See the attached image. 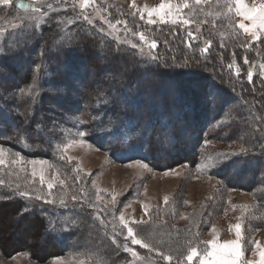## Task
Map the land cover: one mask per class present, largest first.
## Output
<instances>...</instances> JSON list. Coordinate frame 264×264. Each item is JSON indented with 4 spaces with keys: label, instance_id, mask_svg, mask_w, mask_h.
I'll list each match as a JSON object with an SVG mask.
<instances>
[{
    "label": "rangeland",
    "instance_id": "1",
    "mask_svg": "<svg viewBox=\"0 0 264 264\" xmlns=\"http://www.w3.org/2000/svg\"><path fill=\"white\" fill-rule=\"evenodd\" d=\"M83 2L84 0H12L8 6L0 5V47L6 50L12 47L16 54L17 52L25 53L23 50L28 49L29 55L33 56L35 42L44 44L41 48L43 53H38V59L41 61L38 64L40 67L36 65L32 73L35 79L38 74H42V68L50 65V62L45 64L46 57H50L54 62L55 58L62 60V56L72 53L73 56H85L90 60V65H93L94 68H90V78L85 79L84 74L87 70L85 66L82 67L79 63H75V68L68 69L64 63H58L60 73L54 74V78L64 77L62 74L65 69L66 80L74 85L75 89L71 90V95L68 92L46 89V92L52 96H62L65 101L77 98L81 80L83 82L86 80L87 84L101 88L113 80L114 70L117 69L123 74L125 67L128 68L133 62L137 64L141 62L140 73L151 78L163 75L166 68L174 69V59L176 64L189 59L198 60L199 64H203L198 71H195L200 78L216 74L219 80L220 75H228L234 79L236 86H241L245 82L254 84L253 79L256 74L260 76V79H264L260 68V65L264 64V59L263 61L255 60L257 55L264 53V35L254 41L251 32H244L238 27L240 22L251 27V22L236 13L234 0L231 4L232 11H228L226 0H208V3L198 6L193 5L192 0H188L190 6L184 9V13L186 16L191 14L194 23L189 28L193 35L198 37L191 42L187 36L188 28L180 29L179 26L173 25H147L145 23L148 18L147 13H143L145 19L141 20L142 13L138 11V9L159 7L161 3L180 5L184 0H89L85 7L81 8L80 4ZM243 2L251 6L254 0H243ZM20 5H25V7ZM43 13L48 15L44 16ZM208 13L212 15H207ZM217 13L224 14L216 15ZM85 15L92 20V24L83 19ZM37 21L43 22L40 27H36ZM28 23L33 25L31 31L36 35L25 33L24 27ZM13 25L17 27L13 28ZM197 25H199V31ZM174 28L175 31H173ZM254 30L260 32L258 27ZM140 33L146 36L148 43L155 40L157 48L150 51L147 43L139 39ZM32 36L36 38L33 43L30 42ZM236 39L241 48L238 51L233 48ZM69 41L72 42L71 46H69ZM209 43L211 46L206 53H203L202 49ZM133 44L136 48L132 47ZM101 48H103L102 53L98 52ZM148 55L158 56L160 59L156 63L147 64L143 57ZM213 56L214 58L224 57L227 65L224 61L223 66L226 70L214 72ZM245 58L248 63H245ZM113 61L117 62L114 69L109 66V63ZM4 62L10 64L7 58L2 59V63ZM23 63L19 66L20 75H23L21 72L25 75L28 73ZM156 68L161 69V73ZM180 69L184 72V68ZM237 70H239V75H237ZM249 71L253 73L251 82L248 80ZM34 76L30 78L33 79ZM5 77H7V83H12L11 81L14 80L9 72ZM216 80L207 88V91L211 88L216 97V105L210 109L215 115L218 113L217 125L198 132L197 137L202 136L204 139L200 145V154L194 157L189 155L187 149L178 148L174 153L171 152L170 156L158 155L159 157L150 163L141 160L119 161L84 137L82 144H70L67 149H63L62 145L82 139L78 134L81 132L78 130V125L75 126V123H79L76 113L67 106L64 107L63 101L55 106L50 103L55 135L59 138L52 160L28 156L7 142L0 141V145L10 148L12 153L21 152L25 161H37L35 166L38 170L41 168L44 170L45 179L56 184L52 191L57 204L61 198L70 202L72 195L76 194L82 199L88 198L97 206L89 208L86 204H81L76 207L80 211L81 207L83 208L75 225L77 230L85 226L86 231H90L92 236L90 239L85 237L83 241H79L78 245L81 249L73 251H66L62 248L63 246L55 243V249L50 251L43 242L37 244L39 250L36 249L34 252L24 248L23 243H28V241L24 238L25 234H20L21 228L24 227L21 218L22 214L28 211H24L23 208L21 213L14 218L15 220L9 222L10 237L14 239L12 245L16 246V249L13 252L9 249L5 252L0 250V264H81L82 261L84 264H179L180 261L162 260L158 252L166 255H169V252L167 253L164 249L160 251L158 246L163 248L160 243L162 240H167L165 235L172 229L191 227L196 229L202 223L207 230L198 233V236H195L194 230L188 233L190 242L181 260L183 264H188L186 257L190 248H196L198 253H202L208 247L207 241L216 239L223 243L234 239L235 232L230 229V226L238 222V217L244 219L245 243L242 258L246 261H259L258 253L260 249H264V215H262L264 214L262 196L264 194V172L256 175V178H252L250 172L240 174L244 173L239 170L240 164L244 163L242 157L238 158L239 160L235 158L240 164H234L232 170L224 171L222 175H218L219 168L220 166L226 168L228 161L213 169L201 170L199 165L209 158L216 161L219 153L237 151L241 147L250 148L252 153L259 157L264 146L257 149L254 142H250V138L244 134L251 131L252 134L264 137V110L258 105L248 107L247 112L238 110L237 106L241 105L240 108H243L245 101L241 100L240 95L231 85L228 92ZM28 85L31 86L27 83L25 88H15L16 90H12L11 95L1 84L0 88L8 101L11 102L10 96L13 97V101H21L24 96L29 97ZM223 86L226 87V84L224 83ZM150 94H152L151 91ZM226 96L227 101L231 102V107L234 108L228 109L226 107L229 104H226L225 107H221L223 110L220 113L219 105ZM236 111L239 112L238 116ZM235 125H239L243 130L241 134L234 135ZM219 126L221 130L218 129ZM187 135H185L187 143L197 138L195 134ZM41 137L44 135L41 134ZM205 140L208 142L205 143ZM62 155L64 159H60ZM14 158L11 153L5 155L6 163L0 166V180L4 181V185L0 187L10 193V197L17 185L22 191L35 189L36 192H40L42 186L39 178H35L34 183L31 182L33 178L30 173L33 166L28 163L11 165V160ZM42 161H47V163H41ZM142 164H148V167L144 168ZM258 166L260 168L259 164ZM235 174L238 175L234 176ZM231 175H233L232 180L229 181L231 184L226 183L225 181L229 180ZM77 177L80 179L77 180ZM61 179L66 182L63 188L58 183ZM43 191H48L46 185L43 186ZM98 191L101 197L99 201L96 200ZM113 195H117L114 205L111 202ZM166 196L168 197L167 203L164 200ZM19 200L27 205L36 203L24 201L21 198ZM44 206L59 209L57 205ZM68 206L73 207L71 202ZM101 209L103 211H100V217L97 218L94 213ZM121 215L130 221H145L146 223L142 225H152L151 234L147 237L140 235V238L146 239V242L158 251L149 252L148 249L140 248L139 245H131L130 241L126 242L123 235L126 230L121 229L119 222ZM118 232L122 234L116 236V242L113 243V236ZM10 237H8L9 240ZM125 243L136 250L137 257L124 251ZM257 243L260 248L256 247ZM171 247L175 246L171 245ZM192 264H199V259L194 257Z\"/></svg>",
    "mask_w": 264,
    "mask_h": 264
},
{
    "label": "trees",
    "instance_id": "2",
    "mask_svg": "<svg viewBox=\"0 0 264 264\" xmlns=\"http://www.w3.org/2000/svg\"><path fill=\"white\" fill-rule=\"evenodd\" d=\"M31 41L32 43L35 42L36 38L32 36L30 38ZM43 45V42H35L33 50L35 54L33 56L29 55L30 52L27 49L23 50L25 53L20 52L22 54L18 52L16 54L15 52L13 56L0 57V66L6 69L5 72L0 73V84L5 87L8 94L11 95L12 90H16L15 88L17 87L25 88L27 83L31 85L27 86L29 97L24 96L21 101H13V97L10 96L11 102L5 98L4 92L0 88V141L7 142L28 156L44 157L52 160L59 138L55 135L50 103L55 106L57 104L60 105L61 101H63L62 105L64 107L67 106L76 113V119L79 120V123H75V126L78 125V130L85 132L84 138L90 139L113 159H118L119 161L141 160L150 163L154 162L159 157L158 155H162L163 157L170 156L171 152L174 153L178 148L187 149L189 155L194 157L200 154V145L204 139L202 136L197 137L198 132L203 129L206 130V128L211 129L212 126L217 125L218 113L215 115L212 109L199 103V96L207 92V88L213 85V81L217 79L216 74L200 78L195 73L203 64H199V67L190 65L188 68L183 69L184 72L177 67L172 70L171 68H166L163 75L158 76L159 78H151L147 77L146 74L140 73L142 68L141 62H138V64L133 62L129 64L128 68L125 67L123 74L117 69L114 70L115 74H112L113 80L101 88L91 86L86 83V80L84 82L81 80V87H79L80 90L77 92V98L65 101L62 96L55 97L46 92L47 89L68 92L71 95V90L75 89V86L66 80L65 69L62 74L64 77L54 78V74L58 75L60 73L58 63H64L68 69L71 67L75 68V63H79L82 67L85 66L87 68L84 74L85 79L90 78V68L93 69L94 67L90 65V60L85 56H73L72 53L62 56V60L55 58L54 62L50 57H46L47 59H44L45 64L46 62L47 64L50 62V65L46 66L47 69L46 67L42 68V74H38L35 79L32 73L36 65L41 62L38 59V53H43L41 51ZM239 47V41L236 39V44H233V48L238 51L241 50ZM98 52L102 53L103 48L99 49ZM179 53L182 54V52ZM214 57H212L214 72L226 70V67L223 66L224 61L226 62L224 57ZM4 58L9 59L10 64L2 63V59ZM263 59L264 53H260L255 57L257 61H263ZM22 62L25 63H23V66L25 65L28 71L26 75L24 72H21L23 75H20L19 72L21 71L19 66ZM54 63L56 64L55 66ZM225 64L227 65V62ZM116 65L117 62L114 63V61L109 63V66L113 69ZM8 72L12 80L14 79L13 81L10 80L12 83H7L5 75ZM30 76H34V78H30ZM220 76L221 78L217 79L221 83L220 86L229 92V86L231 85L238 95H240L241 100L245 101L246 104L243 108H240L242 107L241 105L237 106L238 110L241 109L247 112V108L253 105L263 107L262 110H264V79H260L258 74L253 79L254 84L245 82L241 86H236L234 79L228 75ZM133 77H138V84H133ZM33 81H35L34 86ZM122 83L126 86L125 96H119L113 91V89L119 90ZM224 83L226 87L223 86ZM12 85L15 86L13 87ZM150 91L152 94H150ZM105 97H107V100H105ZM227 98V96L223 98V102L219 105L220 113L223 110L221 107H225L226 104H229L226 108H234L231 107V102H228ZM235 113L237 116L239 115L238 111ZM165 118L168 121L167 126L177 133V142L174 144L165 143L163 138L158 141L154 131L152 135H148L145 131L148 127L152 129L160 128ZM26 120L28 121L27 125H25L29 129L28 134L18 136L15 140L4 139V137L12 135L14 128L24 124ZM246 123L248 124V121ZM37 124L40 125L39 130L36 129ZM126 124L132 126L127 130V135H125ZM220 128L221 126L218 127V129ZM233 129L234 135L241 134L243 131L239 125H235ZM137 130L142 134L138 135ZM41 134L44 137H41ZM186 134H188L187 136L195 134L194 136L197 138L193 142H190L188 139L189 142L187 143L185 140ZM244 136L250 138V142L253 141L257 149L263 148L264 137L259 134H252L251 131L246 132ZM121 156L124 157L121 158ZM259 157L264 158L263 153ZM237 160L239 159L237 158ZM237 160L234 158L232 161H228L226 168L220 166L218 175H222L224 171L228 172L232 170L234 164H240ZM239 170H241L240 172H244L240 174L250 172L252 178H256V175L262 172L258 164H253L250 161L240 164ZM236 175L238 174L234 176ZM232 176L225 182L231 184L229 181L232 180ZM262 196L264 198V194ZM0 197H3V199H0V250L2 252H5L7 249L13 252L16 249V246L12 245V240L14 239L10 237L9 233L11 229L10 223L11 220L21 213L23 208L24 211L26 208L29 210L28 213L22 214L21 222H24V227L21 228L20 234H25L24 238H27L28 241V243H23L24 248L33 252L36 249L39 250L37 245L39 242H43L45 246H48L50 251L55 249L54 243L63 246L62 248L66 251L79 250L81 247H79L78 242L83 241L85 237L90 239L92 236L90 231H86L85 226V228L82 227L80 230H77L75 226L77 220L80 218L78 216L81 212L79 208L68 206L67 209H58L43 206L45 211L41 212L38 208H30L29 205L31 204L27 205V203L19 200V198H9L10 193H7L2 187H0ZM152 228V225L145 224L140 225L137 230L140 231L141 237H147L151 234ZM53 229L55 230L54 232ZM193 230V233H196L195 236H198V233H202L207 229L202 223L196 229L192 227L189 229H172L171 232L165 235L167 240H162V243H160L163 248H160V245L158 246L159 250L163 251L162 249H164L167 253L169 252L168 254L173 257L174 262L181 261L190 242V237L188 236ZM8 237H10V240ZM30 243L33 244L31 245ZM171 245L175 247L172 248Z\"/></svg>",
    "mask_w": 264,
    "mask_h": 264
},
{
    "label": "snow or ice",
    "instance_id": "3",
    "mask_svg": "<svg viewBox=\"0 0 264 264\" xmlns=\"http://www.w3.org/2000/svg\"><path fill=\"white\" fill-rule=\"evenodd\" d=\"M89 0H84L83 3L80 4L81 8L85 7V4L88 3ZM235 2V11L238 15L243 17L244 19L251 22V27L248 25H245L243 22H240L238 24V27L244 32H251L252 39L254 41L259 40L261 35H264V0H254L251 6H247L244 4L243 0H234ZM12 3V0H0V5L8 6ZM202 3H208V0H192V4L195 6H198ZM228 11H232V0H226ZM21 7H25V5H20ZM190 5L188 3V0H184V2L180 5H172L171 3H161L159 7L155 8H144V9H138L142 14L140 16L141 20H144L143 13H147V20L145 23L147 25H173V26H179L180 29H186L187 36L190 38V42L192 40L198 39V37L194 36L192 31L190 30L189 26H191L194 23V20L191 18V14H188L187 16L184 13V9L188 8ZM135 7V5H133ZM49 8H51V5H49ZM35 11H39V9H35ZM224 13H217L216 15H223ZM44 16H47V13H43ZM134 15V14H133ZM207 15H212V13H208ZM153 17H156L155 19ZM84 20H86L89 24H92V20L89 19L87 15L83 17ZM42 21L36 22V27H40ZM16 25H13V28H16ZM33 25L31 23H28L24 27V31L27 35H36V33H33L31 31ZM112 27H115V25H112ZM260 29V32L258 33L254 29L256 28ZM197 30L199 31V25H197ZM100 31H104L103 29H100ZM175 31V28L173 29ZM108 35H111V33H108ZM139 39L145 43H147V46L149 50H155L157 48V42L155 40H152L150 43L147 42L146 36L143 33L139 34ZM69 46H71L72 42L69 41ZM210 43L207 47L202 49L203 53H206L210 47ZM133 48H136V45H132ZM15 49L12 47H8L7 50L4 47H0V57L6 56V55H14ZM158 56H152L148 55L146 57H143V60L147 64L156 63L159 61ZM245 63H248L247 58H245ZM199 67V61L198 60H189L185 59L181 64H176L175 59L173 60V66L177 68H188L189 66ZM37 67H40V65H37ZM260 68L262 70V75H264V64L260 65ZM6 69H4L2 66H0V73L5 72ZM237 75H239V70H237ZM253 77V73L251 71L248 72V80L251 82ZM139 79L138 77H133V84H138ZM35 84V81H33V86ZM23 91V89L21 90ZM114 92L117 93L119 96H125L126 93V86L125 84H121V87L119 90L113 89ZM31 93V89H30ZM105 100H107V97H105ZM199 103L203 104L206 107L214 108L216 105V97L212 89L210 88L207 92H204L199 96ZM178 115V113H177ZM28 121L26 120L24 124H21L19 127L14 128L13 134L10 136L4 137V139L8 140H15L16 137L21 135H26L29 132L27 125ZM168 121L165 118L162 121V126L158 129H152L151 127H148L145 129V131L148 133V135H152L153 131L155 132L156 139L159 141L161 138H163L165 143L168 144H174L176 143V135L177 133L171 128L167 126ZM132 126L130 124L125 125V135H127V130L130 129ZM36 129H40V125H36ZM183 131V129H181ZM79 136L82 138L80 140H73L70 141L69 144L62 145L63 149H67L70 144H76V143H83V137L85 136V132L81 131L78 133ZM137 134L141 135L142 133L137 130ZM208 141L205 140V143ZM7 153H11L15 158L11 160V165H18L21 163H28L31 164L32 170H31V177L33 180L32 183L35 182V178H39V183L42 186L40 192H36L35 189L29 191V190H20L19 185L16 186V188L12 192V196L9 198H21L24 201H34L36 203L29 205L30 208H38L39 211L44 212V205H57L59 208L67 209L69 203L71 202L73 208H76L80 206L81 204H86L89 208H95L97 207L94 205L88 198H81L80 196L73 194L71 197V201L69 202L66 199L61 198L57 204V200L55 199L53 195V189L56 187V184L52 181H47L45 179L44 170L37 169L35 160H28L25 161L24 158L21 155V152L17 151L15 153L11 152L10 148H6L2 145H0V166L5 165V155ZM262 153H264V150H262ZM243 158L244 162H251L253 164H259L261 171L264 172V158L256 156L254 153H252V150L250 148L241 147L237 151H229V152H223L219 153L217 156L216 161H212L211 158L206 160L204 163L200 164L199 167L201 170L203 169H213L216 167H219L221 163L225 161H230L233 158ZM65 157L62 155L60 159H64ZM146 158V157H145ZM71 158H69L70 160ZM41 163H47V161H42ZM10 165V166H11ZM51 167V165H49ZM142 167L147 168L148 164H142ZM21 171H24V169H21ZM80 178L77 177V180ZM61 188L65 187L66 182L64 180L58 181ZM0 185H4V181L0 180ZM47 187V192L43 191V186ZM7 187H11V185H7ZM118 195V194H117ZM117 195L112 196V204L114 205L116 203ZM0 199H3V197H0ZM101 199L99 195V191L96 195V200L99 201ZM165 203L168 201V197L166 196L164 198ZM187 203V202H185ZM29 209L26 208L25 211H28ZM81 211H83V208L81 207ZM100 211H103V209L96 211L94 215L99 218L100 217ZM264 215V214H262ZM255 217H253L254 219ZM238 222L231 225L230 229L234 230L235 232V238L225 241L223 243H220L218 240L213 239L211 241H207L206 244L208 247L204 249L202 253H198L196 248H190L189 254L186 257V260L188 261V264H192L194 257L199 259V264H264V249H260L258 255L260 256L259 261H246L242 258L243 256V249H244V243H245V237L243 234V225H244V219L241 217L237 218ZM103 222V221H102ZM119 222L122 230H126V232L123 233L124 240L130 241L131 245H139L140 248L148 249L149 252L152 251H158L153 245L146 242V239L140 238V231H138V227L144 223H146L143 220H137V221H130L124 218L123 215L119 217ZM133 225L137 226L134 227ZM55 230L53 229V232ZM122 233L118 232L113 236V243L116 242V236L121 235ZM257 248H260V245L256 244ZM124 251L127 253H131L133 257H137L138 253L136 250L129 246L128 243H125L124 245ZM158 255L161 257L162 260L166 262H171L173 260V257L171 255H166L162 252H158ZM81 264H84L82 261ZM179 264H183V261H180Z\"/></svg>",
    "mask_w": 264,
    "mask_h": 264
}]
</instances>
